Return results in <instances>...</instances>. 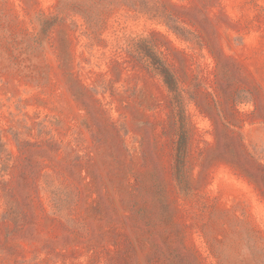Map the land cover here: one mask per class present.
<instances>
[{"label": "rangeland", "instance_id": "1", "mask_svg": "<svg viewBox=\"0 0 264 264\" xmlns=\"http://www.w3.org/2000/svg\"><path fill=\"white\" fill-rule=\"evenodd\" d=\"M0 264H264V0H0Z\"/></svg>", "mask_w": 264, "mask_h": 264}, {"label": "trees", "instance_id": "2", "mask_svg": "<svg viewBox=\"0 0 264 264\" xmlns=\"http://www.w3.org/2000/svg\"><path fill=\"white\" fill-rule=\"evenodd\" d=\"M141 44L145 45V41H142L140 43L139 45L140 50H142V52L145 54L147 58H150L151 64L154 66L155 70L158 71L163 76L166 85L171 90L175 91L177 87V83H176L177 81L172 71L166 66V64L159 57H157L154 54L152 47L150 48L148 47L147 49H145L144 47L141 46ZM186 143H187L186 133L182 129V132L180 133V137L178 140V146H177V173L178 175L179 173H182L181 162L183 160Z\"/></svg>", "mask_w": 264, "mask_h": 264}]
</instances>
